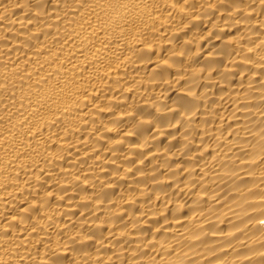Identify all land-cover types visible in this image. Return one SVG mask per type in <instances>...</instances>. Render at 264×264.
I'll use <instances>...</instances> for the list:
<instances>
[{
	"label": "bare ground",
	"instance_id": "obj_1",
	"mask_svg": "<svg viewBox=\"0 0 264 264\" xmlns=\"http://www.w3.org/2000/svg\"><path fill=\"white\" fill-rule=\"evenodd\" d=\"M0 264H264V0H0Z\"/></svg>",
	"mask_w": 264,
	"mask_h": 264
}]
</instances>
